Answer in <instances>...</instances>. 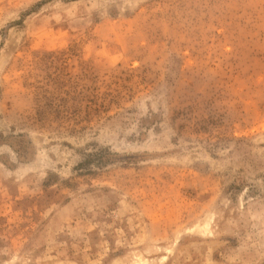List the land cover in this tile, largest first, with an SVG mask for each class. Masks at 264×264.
Segmentation results:
<instances>
[{
	"label": "rangeland",
	"instance_id": "1",
	"mask_svg": "<svg viewBox=\"0 0 264 264\" xmlns=\"http://www.w3.org/2000/svg\"><path fill=\"white\" fill-rule=\"evenodd\" d=\"M0 264H264V0H0Z\"/></svg>",
	"mask_w": 264,
	"mask_h": 264
}]
</instances>
